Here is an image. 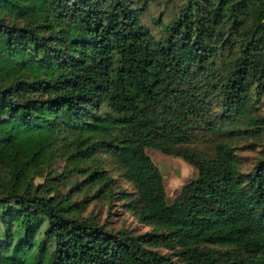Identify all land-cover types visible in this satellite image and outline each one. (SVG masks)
<instances>
[{
	"label": "trees",
	"instance_id": "trees-1",
	"mask_svg": "<svg viewBox=\"0 0 264 264\" xmlns=\"http://www.w3.org/2000/svg\"><path fill=\"white\" fill-rule=\"evenodd\" d=\"M202 4L155 40L129 0H0V264H264V158L244 174L225 143L186 147L198 122L215 131L211 98L235 127L264 93V0ZM103 106L116 116H95ZM154 148L199 170L173 204ZM101 149L136 196L115 193ZM100 194L154 228L84 216Z\"/></svg>",
	"mask_w": 264,
	"mask_h": 264
},
{
	"label": "rangeland",
	"instance_id": "rangeland-1",
	"mask_svg": "<svg viewBox=\"0 0 264 264\" xmlns=\"http://www.w3.org/2000/svg\"><path fill=\"white\" fill-rule=\"evenodd\" d=\"M210 1L214 0H201L204 9L208 8ZM129 3L132 7L140 9L141 22L150 29L155 40H161L166 35L167 25L180 16L183 9L190 4V0H129ZM193 9H195V5H193ZM253 20L254 16L251 15L248 23H252ZM217 65H220V60ZM210 102L212 109L206 121L213 125L215 131L208 129L204 121L198 122L191 131L192 141L186 147L201 156L213 157L217 152L218 145L225 143L234 149L240 162L241 172L250 173L264 158V93L261 97L254 95L250 113L244 119L239 120L235 127L225 116L220 98L213 97ZM113 115H115L114 112L106 106L95 110L97 117L111 118ZM147 152L163 173L168 202L173 204L179 198L184 187L198 179L199 170L182 157L166 154L160 149H149ZM61 154H63L62 150H59L54 162L56 170H58L57 167L66 164V158ZM94 163L102 165L116 179L115 193L124 190L127 193L125 195L136 196L138 194V189L134 181L131 180L128 171L107 149L99 150ZM47 172L48 168L40 170L41 175L36 177L35 183H43ZM77 179L81 181L82 177H77ZM86 189L91 195L94 193V189ZM81 197L83 195L79 194L75 198ZM128 199L118 200L111 199L105 194L95 195L83 215L100 222L110 230L125 229L135 234L151 231L154 226L142 223L138 219L136 213L131 210ZM160 252L169 253L165 247H161Z\"/></svg>",
	"mask_w": 264,
	"mask_h": 264
}]
</instances>
